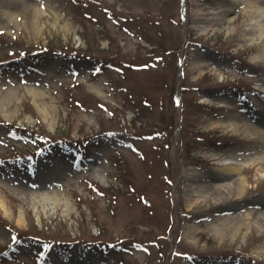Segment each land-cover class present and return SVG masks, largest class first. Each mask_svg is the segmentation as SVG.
<instances>
[{
  "label": "rangeland",
  "instance_id": "rangeland-1",
  "mask_svg": "<svg viewBox=\"0 0 264 264\" xmlns=\"http://www.w3.org/2000/svg\"><path fill=\"white\" fill-rule=\"evenodd\" d=\"M0 264H264V0H0Z\"/></svg>",
  "mask_w": 264,
  "mask_h": 264
},
{
  "label": "bare ground",
  "instance_id": "bare-ground-1",
  "mask_svg": "<svg viewBox=\"0 0 264 264\" xmlns=\"http://www.w3.org/2000/svg\"><path fill=\"white\" fill-rule=\"evenodd\" d=\"M257 12L259 13V11L257 10ZM260 14V13H259ZM235 161L232 160V159H226V160H223L221 163L222 164H232L234 163ZM225 171H229V169H226ZM237 187L240 188L243 186L244 184V180L242 178H239L238 182H237Z\"/></svg>",
  "mask_w": 264,
  "mask_h": 264
}]
</instances>
